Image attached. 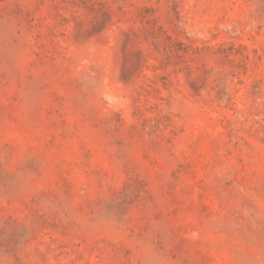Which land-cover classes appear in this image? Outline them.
I'll return each instance as SVG.
<instances>
[{"label":"rangeland","instance_id":"374dc122","mask_svg":"<svg viewBox=\"0 0 264 264\" xmlns=\"http://www.w3.org/2000/svg\"><path fill=\"white\" fill-rule=\"evenodd\" d=\"M0 264H264V0H0Z\"/></svg>","mask_w":264,"mask_h":264}]
</instances>
